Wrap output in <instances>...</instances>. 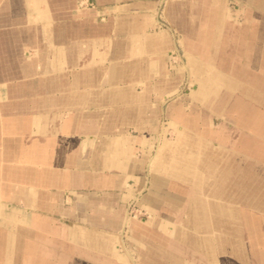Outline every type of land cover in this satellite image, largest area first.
Here are the masks:
<instances>
[{
    "label": "crops",
    "instance_id": "1",
    "mask_svg": "<svg viewBox=\"0 0 264 264\" xmlns=\"http://www.w3.org/2000/svg\"><path fill=\"white\" fill-rule=\"evenodd\" d=\"M228 1L0 0V264H264V0Z\"/></svg>",
    "mask_w": 264,
    "mask_h": 264
},
{
    "label": "rangeland",
    "instance_id": "2",
    "mask_svg": "<svg viewBox=\"0 0 264 264\" xmlns=\"http://www.w3.org/2000/svg\"><path fill=\"white\" fill-rule=\"evenodd\" d=\"M86 5L93 7L94 4L92 2L90 3H86ZM228 9H229V18L227 20V24L233 26L232 30H234L236 27L239 26H243L245 25L248 21H247V17H246V10H249V8L242 2V1H238V0H229L228 1ZM239 10V12L237 13V10ZM250 19V18H249ZM262 19V18H260ZM228 35H231V37H233V35L235 34H231L229 33ZM233 39V38H230ZM229 62H233L231 61L232 58L228 57ZM172 62L174 64H179V63H183V57L181 55H179L178 52H174L173 56H172ZM219 61V60H218ZM182 66L185 68L186 65L185 63L182 64ZM219 83V81H217ZM196 82L189 79H185L181 85V88L179 90V97L183 98L184 103H185V108L188 109L191 105L189 104V100H188V94L190 93V91H192L194 89V86H196L195 84ZM223 85H225L226 83H232L230 81H223L222 82ZM233 84V83H232ZM232 84L229 85L228 87H232ZM234 85V84H233ZM214 117V116H213ZM204 118V117H202ZM207 119V118H204ZM213 119V124L211 127L212 132H216V134L219 133V131L222 130V119H216V118H212ZM172 135H169V138ZM128 214H129V218L132 219L134 222L133 223H139V224H147L148 222L152 221V215L144 210L143 208H141L138 205V198H134L131 202V204L128 207ZM132 249H136L135 246H131ZM131 253V255L133 256L134 261L137 263L136 259L138 260V258H136V254L135 252L132 254L131 251H129ZM150 263V262H149Z\"/></svg>",
    "mask_w": 264,
    "mask_h": 264
}]
</instances>
